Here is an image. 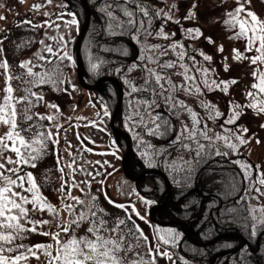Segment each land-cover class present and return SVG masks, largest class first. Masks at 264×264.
Listing matches in <instances>:
<instances>
[{"label":"snow or ice","instance_id":"1","mask_svg":"<svg viewBox=\"0 0 264 264\" xmlns=\"http://www.w3.org/2000/svg\"><path fill=\"white\" fill-rule=\"evenodd\" d=\"M47 2L51 3V0ZM221 3H228V0H221ZM250 6L251 0H234V6L225 11L226 18L223 20V24L233 32L229 39L245 41L244 51L233 48L231 59L238 62L247 61L250 66H254L251 71L253 80L244 91L248 103L230 100L227 118L220 125L225 134L216 133L214 136L209 135L212 129L209 128L206 119L200 117L184 100L178 99L176 92L183 88L189 95L193 91L202 94L200 87L202 84L209 90L219 89L228 94L230 86L237 84L238 81L236 79L209 81L207 79L209 73L215 70L199 67L197 72L204 78L194 87L197 77L189 75V68L182 63L187 56L186 51H179L176 61L161 59L169 50L176 52L178 48L184 49V45L178 44L175 40L168 46L148 43L153 37L172 40L175 36V33L165 32L164 25H161L159 30L152 29L154 19H163L165 23L168 21L180 23V20L173 17L175 3L165 11L162 8H153L152 5L144 3V0H113V3H106L104 7L98 9L107 17L106 30L109 35H127L132 41L141 45L140 55L137 61L128 67L127 73L140 69L144 73V82L137 85L131 79L125 78L124 83L128 88L129 96L141 93L149 98L130 101L132 111L126 116V126L130 125V130L134 132L136 139L140 144H146L148 149H153L154 146L143 140L142 132L149 137L167 139L166 146L151 153L147 151L141 153L147 157L146 163L149 167L154 166L152 157L171 155L172 151L187 153L188 158L183 154L178 157L179 165L173 160L168 167L176 172H185L186 178L191 179L198 169L208 165L216 157L223 160L229 156L228 152L221 151L217 147L218 142H223L224 146L236 156L239 155L241 146L251 142L252 137L246 135L249 129L238 124V121L246 114V109H251L255 115L264 117V19L252 11ZM40 7L42 6L33 5L37 10ZM195 7L196 5L193 4V9ZM115 9L119 10L122 17L114 11ZM67 15L72 19L64 21L65 25L69 28L74 25L78 27L75 14L69 12ZM195 15L193 10H189L185 19H194ZM60 18L62 19V15ZM4 19L6 17L0 16V20ZM23 23L30 24L33 28L41 27L32 24L30 20H25ZM184 31L191 39H198L203 35L199 28H188ZM47 39L56 40V37H47ZM206 39L209 43H215L211 37ZM39 43L42 48L34 54L35 59L22 60L18 64L22 70L18 75L13 74L7 59L0 60V70H2L0 75L4 78L3 96L0 97V128L6 129L0 134V264H28L32 258L39 260L41 254L47 258L46 264H157L156 257L172 261L169 251H161V247H175L179 234L171 229L164 230L163 233L157 230L153 244L139 225L132 220L131 215L127 214L128 206L116 203L106 191H103L104 180L97 181L101 185V189L97 191H103L104 199L109 205L123 210L126 213L125 218L118 216L112 218L101 205L99 196L91 191V181L77 182L74 178L76 169L72 164L64 165L62 157L58 154L57 171L61 173V186L57 190L60 193L59 206L50 203L42 194L34 173L25 171V168L37 167V162L49 154L50 145H59V133L63 127L55 123V115L34 111L38 105L46 104V107L55 109L59 113L57 105L46 103L43 93L34 89L48 85L53 90H57L59 85L67 83L63 73L65 61L74 63L63 36L59 37L56 47L45 44L43 39ZM217 50L223 52L224 48L220 45ZM3 51L0 47V53ZM123 54L127 55V50H124ZM199 54L204 61L211 62V56L203 52ZM188 58L195 63V57ZM228 59L229 57L224 58L225 61ZM98 67L99 65L92 62L90 56L89 70L95 73ZM176 67L182 69L177 74L183 77V83L177 84L170 75L165 74L166 70ZM229 67L230 65L225 62L224 70L228 71ZM120 71L121 69H116V72ZM13 81H18L19 86L14 87ZM17 92H22L23 95H17ZM160 98H163L164 108L169 116L175 114L179 117L178 109L187 112L191 127L187 122L180 121V126L177 128L162 112L156 111L161 107ZM102 107L103 116H108L106 105ZM202 107L208 113L207 120L216 121L225 115L210 102H202ZM97 115L99 116L100 113ZM44 120L49 121L50 128L42 124ZM225 125L235 127L226 128ZM260 127L264 128V124ZM52 128L55 131L51 130ZM137 128L142 132H137ZM255 142L260 143L259 140ZM228 162L239 168V172L222 173V179L216 183L223 185L225 199L239 193L243 194L238 195L234 202L235 206H226L221 210L220 215L236 214L243 221L240 226L246 231L249 229L248 222L251 221L249 237L255 238L260 230L264 229V166L252 165L239 158L229 159ZM216 163L217 167H225L220 161ZM65 168L72 170L71 180L68 179L70 174ZM87 175L95 179L100 173L93 175L89 172ZM225 176L226 179L223 178ZM80 184H84L86 188H81ZM244 184H248V187H243ZM73 189H78L81 195H72ZM140 199L145 204L152 203L144 200L143 197ZM131 210L139 219H145L134 205L131 206ZM45 211L57 222L55 231L42 230L44 226L52 223L51 220L31 218L32 213ZM62 212L66 213L67 219L61 215ZM129 221L131 224L128 223ZM80 229L84 230L82 235L79 234ZM29 234L48 237L51 243L26 244L24 241L29 238ZM225 247L231 248L233 245L228 243ZM247 248L248 246L245 245L242 250L246 254ZM172 264L175 262L172 261Z\"/></svg>","mask_w":264,"mask_h":264},{"label":"rangeland","instance_id":"2","mask_svg":"<svg viewBox=\"0 0 264 264\" xmlns=\"http://www.w3.org/2000/svg\"><path fill=\"white\" fill-rule=\"evenodd\" d=\"M151 2L155 9L162 8L165 11L175 3L176 8L173 10V17L174 19L180 20V23L177 24L172 21L165 23L162 19L164 21L163 25L165 32L169 34L175 33V36L172 40L153 37L152 42L153 44L168 46L175 40L178 44L184 45V49L178 48L176 54L181 50L185 51L188 46H190V49L193 50L195 63L188 58L186 59L185 65L191 68V74L190 71L188 74L197 77V80L194 82V87L204 78L197 72V68L199 67L215 70L209 73L207 77L209 81L231 79H236L238 81L237 84L230 86L228 94H225L219 89L209 90L202 84L200 85L202 94H197L193 91V93L189 95L185 93L183 88L176 92L178 99L184 100L200 117L206 119L209 128L212 129L209 135L214 136L215 131L216 133L218 132L224 135V129L221 128L220 125L223 124L224 120L227 118L229 101L236 100L240 103H248V100L244 97V91L247 86H250L253 80L251 71L252 67H254L250 66L247 61L238 62L231 59L233 48H237L242 52L245 48L244 40L229 39V36L232 35L233 32L223 24V20L226 18L224 13L234 6V0H228V3L223 4L221 0H151ZM193 4L196 5L195 9H193ZM0 5H3V7H0V16L6 17V19L0 20V41H2L0 47L4 50L3 53H0V60L7 59L8 63L11 65L13 74L18 75L22 71L18 67L20 61L35 59L34 54L42 48V45L39 43L42 39L45 44H52L53 47H56L59 37L63 36L64 42H67V48L73 56L74 63L65 61L66 66L63 67L64 79L67 83L59 85L57 90H53V88L48 85L40 89H34L43 93L46 103L57 105L59 107V113H57L55 109L46 107V104L38 105L34 111L55 115V123L63 126L59 133V145H50L49 154L37 162V167L35 169L25 168V171H32L34 173L42 194L53 205H60V193L57 191L61 186V173L57 171L58 154L62 157L64 165L72 164L73 168L76 169L74 178L77 182L83 180L91 181V191L99 196L101 205L111 214L112 218L117 216L125 218L126 213L121 209L109 205L104 199L103 191H106L108 196L116 203L128 206L127 214L131 215L132 220L139 225L153 244L155 243L154 237L157 230H160L161 233L168 229L174 230V226L171 224H153L148 219L147 211L149 207L157 203H153L150 199L144 198L140 193L141 189H143L142 186H139L138 183L135 182L136 180H129L122 174L120 157L125 149V139H123L124 149L118 148L114 142L116 138L108 127V120L112 110L106 106L109 115L103 116L104 109L102 105L105 104L94 91L98 89H85L76 81L75 59L74 52H72V45L80 22L76 18L78 20V27L74 25L69 28L65 25L64 21L72 19L71 16L67 15V13L71 12L67 9V2L64 0H51V3H48L47 0H23V2H21V0H0ZM33 5H41L42 7L37 10L33 8ZM250 7L261 19H264V3H262V0H251ZM206 9L209 13L206 12ZM189 10L195 12L196 15L194 19H185ZM45 13L48 15H45ZM61 15L62 19L60 18ZM25 20H30L32 24L41 25V27L33 28L32 25L23 23ZM57 25H59V27H57ZM175 25H177L179 35L178 32L173 29ZM188 28H199L203 35L198 39L188 38L184 31ZM152 29L155 30L156 27H152ZM47 37H56V40H49ZM207 37H211L215 43H209L206 39ZM18 45L22 47L18 48ZM185 45L188 46L186 47ZM220 45L224 48L223 52L217 50ZM200 52L211 56V62L204 61L203 57L199 54ZM171 53L175 52L171 51ZM246 54L251 55V53ZM225 57H229V59L225 61ZM189 61H191V66L187 64ZM225 62L230 65L228 71L224 70ZM12 83L14 87L19 86L18 81H13ZM181 83H183V80ZM3 87L4 78L0 75V97L3 96ZM63 89H66V91ZM127 92L128 89H126V94ZM16 94L23 95L22 92H17ZM131 97L132 96L127 94V98L131 99ZM202 102H210L215 105L220 112L225 114L217 119L220 120L219 123H216L217 120L215 122L207 120L208 113L202 107ZM177 111L180 112V115L179 117L175 115L176 120L179 122H187L189 127H191L188 113L179 109ZM245 111L246 114L240 118L238 124L244 125L249 129L246 135L252 137L251 142L240 147L238 156L233 155L231 151L224 146L223 142H218L217 147H219L221 151L228 152L229 156H234L236 159L239 158L252 165L259 164L264 166V128L260 127L261 124H264V117L255 115L251 109H246ZM97 113H100V115L98 116ZM210 121H212V123H210ZM42 124L47 128L51 127L47 120L42 121ZM225 127L234 128L235 126L225 125ZM126 129L129 130V127H126ZM51 130L55 131L54 128ZM4 131H6L5 128H0V134ZM256 140H259L260 143L257 144L255 142ZM151 144L154 147L157 146L155 140H152ZM69 145L71 146L69 147ZM112 153H115V155ZM7 155L13 154L7 153ZM65 171L69 172L70 175L68 179L71 180L72 170L65 168ZM89 172L93 173V175L99 172L100 175L92 179L91 176L87 175ZM109 173H111V175H108ZM132 174L135 175L137 173ZM99 180H104L103 191H97L101 189V185L97 183ZM80 187L86 188L84 184H80ZM246 187H248V184H245V188ZM72 195H81V193L78 189H73ZM140 197L152 203L145 204L141 201ZM252 203L256 202L252 201ZM132 205L135 206L141 216L145 217L144 220L139 219V217L132 213ZM61 215L67 219L66 213L62 212ZM31 218L33 220H51L52 223L44 226L42 230H56L57 222L52 219V216L49 215L47 211L43 213H32ZM128 223L131 224V221ZM83 231V229H80L79 234L82 235ZM24 243L34 245L37 243H51V240L42 235L29 234V238L25 240ZM163 250L169 251L172 255V261L175 262V256L172 251L162 246L161 251ZM156 259L157 264H172V261L163 257H156ZM46 260L47 258L41 254L39 260L32 258L28 261V264H46ZM175 264L178 263L175 262Z\"/></svg>","mask_w":264,"mask_h":264},{"label":"trees","instance_id":"3","mask_svg":"<svg viewBox=\"0 0 264 264\" xmlns=\"http://www.w3.org/2000/svg\"><path fill=\"white\" fill-rule=\"evenodd\" d=\"M89 6V21L88 26L83 34L80 44V56L83 64L82 77L85 82L93 83V81L102 75L115 76L123 89L122 103L119 107L115 118L114 125L125 130L131 139L132 150L127 159V165L131 173H138L144 167H149L146 163L147 157L141 153L147 151L149 153L162 146L167 145V139H157L155 137H149L143 134L142 130L137 128V132H142L143 140L151 143L152 140L156 141L157 146L153 149H148L146 144H140L136 139L134 132L130 131V125L126 126V116L132 111L130 107V101L141 98H149L146 94L134 93L131 99L127 98L126 89L127 86L124 83V79H131L135 84L140 85L144 82V73L137 69L131 73H127L128 67L137 61V57L140 55L141 45L135 43L127 35H109L107 32V17L98 9L104 7L106 3H113V0H86ZM67 9L75 14L76 18L81 23L83 19V7L79 0H68ZM144 3L153 6L151 0H144ZM134 7V6H133ZM153 8H155L153 6ZM117 14L118 9L114 10ZM206 12L209 11L206 9ZM162 19H154L152 27H156V30L163 25ZM173 29L178 32L177 25ZM179 35V32H178ZM143 39V37L141 38ZM150 44H153L152 38L149 39ZM186 47L188 45H185ZM185 47V48H186ZM108 49V51H105ZM124 50H127V55H124ZM187 56L182 63H186L188 57H193V50L190 46L185 50ZM72 52H74V46L72 45ZM91 56L92 62L97 63L99 67L96 72L93 73L89 70V57ZM167 57V58H166ZM202 58V57H201ZM162 60H177V54L171 53L169 50L166 55L161 57ZM102 62V63H101ZM191 66V61L187 63ZM155 67V65H150ZM121 69L120 72H116V69ZM182 69L179 67L166 70V75H170L171 79L180 84L183 80L178 72ZM191 74V68H189ZM138 77V78H137ZM101 89L94 90L104 104L112 110L116 100L117 90L116 86L109 81H102L100 83ZM126 88V89H125ZM160 108L156 111L162 112V114L168 117L172 124L177 128L180 126V122L176 120L175 114L169 116L167 110L164 108L163 98L159 99ZM217 120L216 123H219ZM215 122V121H214ZM212 123V121H210ZM129 127V130L126 129ZM216 134V131L214 132ZM218 133V132H217ZM124 138L119 136V139H114L116 146L120 149H124ZM183 154L185 158H188L187 153H180L172 151L171 155L165 154L159 157H152L154 160L153 168L161 170L167 177L170 183V196L166 199L165 205L153 211V216L158 220L174 219L180 221V223L190 230V236L197 242L206 241L213 236L228 232L236 231L240 232L247 237L251 230V221H249V229L246 231L240 225L243 223L236 214L221 216V210L226 206H235V200L238 195L229 196L224 198V187L222 184L216 183L222 179V173L239 172V168L230 164L229 159H236L234 156H228L221 160L216 157L210 161L208 165L198 169L197 173L191 177L186 178L185 172H176L172 168L168 167L173 160L177 165L180 164L178 157ZM217 161H220L225 167H217ZM226 179L227 177H223ZM139 186H142L141 195L144 198L150 199L153 203H161L166 196L165 184L162 178L155 174H146L143 179L136 180ZM245 187V184L243 185ZM236 221V222H233ZM153 223L152 221H150ZM156 224V223H153ZM174 226V232L179 234V239L176 241L175 247L164 246L166 249L172 251L174 254V260L178 264H208L209 259L216 251L223 250L227 243H232L236 240L233 236H227L214 241L211 244L197 246L189 242L180 231V227L177 224H171ZM250 238V237H249ZM254 243L255 238H250ZM182 258V259H181ZM213 264H264V233H261L259 237V247L255 252L249 251L247 248V254L242 252H232L229 254H223L216 257Z\"/></svg>","mask_w":264,"mask_h":264},{"label":"water","instance_id":"4","mask_svg":"<svg viewBox=\"0 0 264 264\" xmlns=\"http://www.w3.org/2000/svg\"><path fill=\"white\" fill-rule=\"evenodd\" d=\"M64 1H68V0H64ZM80 1L82 3V7H83V19H82V21L78 27L77 33H76L75 38H74V43H73L74 59H75V78H76L77 83L81 87H83L85 89H89V90H93V89H99L100 90L101 89L100 83L102 81H109L116 86V90H117L116 101H115L114 107L112 109V112H111L109 120H108V127H109L110 131L114 134L116 139H118L119 135L124 137V139H125V149L122 152L121 157H120V168H121L122 174L126 178H128L129 180H139V179L143 178L148 173H155V174H158L163 179V182L165 184V190H166L165 199L161 203L153 204L149 207V209L147 211V216H148L149 220L156 223V224H159V225H165V224H177V225H179L180 230L186 236L187 240L189 242H191L192 244L197 245V246L211 244L220 238L227 237L230 235L240 236V233H238L236 231H228V232H223V233L217 234V235L213 236L212 238H210L206 241L197 242L191 238L189 229L184 227L180 223V221L174 220V219L158 220L153 216V211L156 209L162 208L166 203V199L170 196V183H169L166 175L161 170H159L157 168H151V167L150 168H144L135 175L130 173L127 169V158H128V156L131 152V149H132L131 139H130L129 134L125 130L120 129L119 127L114 125L115 115H116V113H117V111H118V109L122 103V96H123L122 86H121L119 80L113 75L99 76L98 78H96L94 80L93 83L85 82L83 77H82L83 64H82V60H81V56H80V44H81L83 34L85 33L87 26H88L89 6H88V3L86 0H80ZM241 246H242V243H240L236 247L230 249L229 251L235 252ZM225 252H227V250H225V251L221 250V251H217V252L213 253L209 259L208 264H213L215 258L221 254H224Z\"/></svg>","mask_w":264,"mask_h":264},{"label":"flooded vegetation","instance_id":"5","mask_svg":"<svg viewBox=\"0 0 264 264\" xmlns=\"http://www.w3.org/2000/svg\"><path fill=\"white\" fill-rule=\"evenodd\" d=\"M122 137V136H120ZM128 168V166H127ZM129 170V168H128ZM130 172V170H129ZM131 173V172H130ZM145 177V176H144ZM188 229V228H187ZM190 231V230H189ZM240 233V232H238ZM261 233H264V229H261L260 232L258 233V235L255 237L254 239V243L251 242V239L249 237H247L246 235L240 233V236H233L236 240H234V242H232L231 244L233 245V247L231 248H222L223 251L227 250V252H225L224 254H229V253H232L230 252L229 250L236 247L237 245H239L240 243H242V246L240 248H238V250H236L235 252H242V250L244 249V246L247 245L248 246V250L249 251H252V252H255L258 247H259V237L261 235ZM184 235V234H183ZM232 236V235H231ZM249 236V234H248ZM184 237L186 238V236L184 235ZM187 239V238H186ZM228 244V243H227ZM217 252V251H216ZM234 253V251H233ZM223 255V254H221ZM218 257V256H217ZM216 259V258H215ZM214 263V262H213Z\"/></svg>","mask_w":264,"mask_h":264}]
</instances>
